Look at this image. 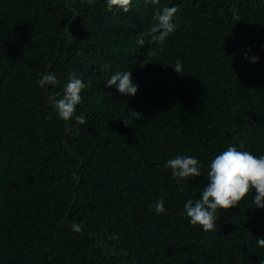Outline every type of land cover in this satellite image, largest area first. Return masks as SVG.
I'll list each match as a JSON object with an SVG mask.
<instances>
[{
	"label": "trees",
	"instance_id": "1",
	"mask_svg": "<svg viewBox=\"0 0 264 264\" xmlns=\"http://www.w3.org/2000/svg\"><path fill=\"white\" fill-rule=\"evenodd\" d=\"M166 6L176 31L138 46ZM125 70L135 97L106 86ZM72 72L86 85L84 125L48 100ZM49 73L59 84L40 87ZM127 107L144 118L125 126ZM229 146L264 155V0H133L128 13L106 0H0V264H264L255 193L218 210L215 231L184 212ZM177 155L203 175L174 178L165 164Z\"/></svg>",
	"mask_w": 264,
	"mask_h": 264
},
{
	"label": "clouds",
	"instance_id": "2",
	"mask_svg": "<svg viewBox=\"0 0 264 264\" xmlns=\"http://www.w3.org/2000/svg\"><path fill=\"white\" fill-rule=\"evenodd\" d=\"M91 5L95 0H86ZM133 0H106L108 11L114 7L120 8L124 13L131 10ZM145 3L158 4L159 0H145ZM178 9L175 6L164 7L162 11L155 16V23L148 29L147 33H139L136 37L138 46H144L147 42L152 45L162 46L166 40L176 31V24L173 22L174 16ZM233 15L239 19L238 10L233 8ZM72 37L71 33L69 32ZM74 39V37H72ZM149 54H153L149 51ZM257 57L252 58V62L257 61ZM172 69L180 75L183 71V65L180 60H176ZM57 85L55 74H44L39 81V86ZM107 87L116 86L117 91L129 97H135L139 85L134 81L132 70L118 71L111 75L106 81ZM86 87L81 78L75 72L69 73L67 82L63 91L50 95L48 100L54 108L57 116L64 120L70 121L75 118L77 125L87 123L83 115H76V107L81 103L82 91ZM144 117L133 108L127 107V115L123 118L125 126L129 125V119L140 120ZM66 132L71 128L67 125ZM243 148V145L240 146ZM166 168H170L172 176L179 180H188L191 178L201 177V164L198 159L190 156L177 155L166 161ZM207 186L203 187L200 197L195 201L189 199L184 204V212L189 218L192 225H198L203 231H215L218 220V210L228 211L233 207L239 206L250 193L255 208L264 209V155H254L250 151L238 150L235 146H229L226 150L220 152L210 162L209 171L207 172ZM165 201L160 198L154 202V209L157 214L166 211ZM74 232H82L83 226L77 223L71 225ZM257 244L264 247V237L257 238Z\"/></svg>",
	"mask_w": 264,
	"mask_h": 264
}]
</instances>
